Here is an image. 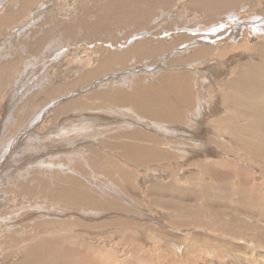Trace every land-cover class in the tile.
Here are the masks:
<instances>
[{"label":"rangeland","instance_id":"374dc122","mask_svg":"<svg viewBox=\"0 0 264 264\" xmlns=\"http://www.w3.org/2000/svg\"><path fill=\"white\" fill-rule=\"evenodd\" d=\"M147 1L142 14L112 0H0V264H264V160L236 137L247 123L222 86L237 62L264 56L252 28L264 31V0L213 12L199 0ZM242 35L249 50L219 57ZM136 44L160 54L127 55ZM204 47L213 52L195 58ZM165 76L192 87L196 113L183 118L200 127L151 118L152 96L138 95L135 114L74 107L97 92H169ZM140 131L137 144L160 145L167 162L122 157ZM210 173L228 175L219 184ZM66 185L80 204L56 196Z\"/></svg>","mask_w":264,"mask_h":264},{"label":"bare ground","instance_id":"6f19581e","mask_svg":"<svg viewBox=\"0 0 264 264\" xmlns=\"http://www.w3.org/2000/svg\"><path fill=\"white\" fill-rule=\"evenodd\" d=\"M242 1H247V0H232L231 4H236L235 2L240 3ZM198 2H197V4L201 8H203L206 11L213 12L216 9H221L222 6H226L225 4H227L229 2V0H199ZM129 3L142 5L143 6L142 11H141L142 14H145L146 12H148L146 10V8L148 9L149 2L147 0H112L111 5H109V8H111V6H113L114 4H117L119 6L121 4L128 5ZM226 8L227 7H225L224 9H226ZM9 18H11V17H9ZM252 28H253V31H255V32H258V33L264 32V31H260L258 26H254ZM240 30H242L241 27H238V29H236V27L233 28V30L231 29L232 37L237 38L238 37L237 34H240ZM242 36L244 37V39H242L240 41L238 40V42H236V43L232 41L231 44L226 47V49H224V50L222 49L221 50L222 53L219 55V57L224 56L223 54L227 55V54H231V52H235V51L237 52L238 50H240V48H243V50L244 49L249 50L250 48L247 47L249 40H247L246 36H244V35H242ZM257 38H258V36H257ZM236 45H238V46L236 47ZM143 47H144V45H142V44H139V45L136 44L133 48H130L126 54L127 55L130 54L133 56L134 55H138V56L140 55L143 57H145L148 53H151L152 56L160 54L161 47L159 48V46L157 48L150 47L148 50L146 49L145 54L143 51ZM258 47L261 48L262 50H264V45L263 46L259 45ZM209 49L210 48H207V47L206 48L205 47L200 48L199 52H198L199 54H197V56L195 58H198L201 56L203 57L205 55H209L211 50H212V49L211 50H209ZM226 50H228L227 53L225 52ZM212 52H213V50H212ZM119 61H120V56L114 55L113 56V62H119ZM103 63H105L104 65H109V63L106 61ZM232 69L235 71V72H232V74L234 73V75L232 76V79H229V81H226V80L222 81L223 93H225L227 95V98L230 101V103L232 105L236 106L235 108L233 107V109H232V111H233L232 114L234 113L232 115V117H234V118L236 117L238 120H242V121L247 123V125L241 126V128H240L241 131L236 128L238 126L237 124H236L237 126H235L233 129H234V132H235L236 137L238 138L239 142L242 145H244L245 147H247L246 151H247V154L249 155L250 160L259 162V161H257L258 159L264 160V56L261 57V61H254L251 59L240 60L239 62H237L233 66ZM103 70H105V69H103ZM94 76H95V73H93V72L91 74L88 73L87 75H85L84 77L81 78L82 79L81 81H83V82L88 81V79H90V78L92 79V77H94ZM83 82H81V83H83ZM163 83L164 84L168 83V85L167 84H165V85L167 86V89L169 88L170 93L166 92V91L162 92L159 90H154V92H152V93H149V92L147 93V92L142 91V90L141 91L136 90L135 92H131L128 94L122 93L121 91H117V93H114V94H112L111 92L108 93V91L107 92H97L95 95H93L89 99H85V98L83 99L82 98L83 100H80L77 103L75 102L76 105L74 107H76V109L82 107L83 108L82 110H85L87 108L97 109V108H100L98 103H101L102 109H104V110L109 109V111L113 112V114H115V113L123 114V110H121L120 107L122 109L123 108L125 109L127 107L136 105L135 107H133V114H135L136 110L140 107L139 103H137V104L133 103L139 99L138 95H141V98L145 99V101L148 100L150 98V96H152V99H150V100H152V103L154 105H153L152 109L148 106L150 108L149 110L151 111L150 114H152L151 118L155 119V117H158L160 122L164 120V124L167 123L170 125H176V124L185 123L191 127H194L195 125L200 127V124H198L197 122L186 121L185 118H183V115H184L183 112L184 111L186 113H187V111H189L191 113L190 117L196 111L195 107L192 106L193 101L191 100L194 98V94L192 93L193 89H192V87L190 88V86L185 84L184 77L180 79V77H177V76H165V77H163ZM150 94H152V95H150ZM170 96H171V98H169ZM175 100L178 103L174 102ZM175 104H178V106L175 107ZM146 106H147V104H146ZM150 106H152V105H150ZM141 107H142L141 108V110H142L144 107L143 106H141ZM118 108L120 110H118ZM193 108L195 109L194 112H193ZM196 108H197V106H196ZM145 111H146V109L144 110V112ZM238 111H240V112H238ZM130 112H132V111L128 110L125 113L128 114ZM200 114H202V113H200ZM144 115H146V114H144ZM227 120H231V119L230 118H226L225 120L222 119V121H224V122H227ZM216 121H218V120H216ZM220 124H221V122H220ZM79 127H78V129H80ZM81 127L84 128V130H83L84 132H89L88 135L89 134L97 135L98 133L102 132V130H100V129H97L100 131L96 130L95 132H93L94 130H90L92 127L89 126V124L81 125ZM111 127H114V126H111ZM70 132H72V131H70ZM188 133L189 132H186V134H188ZM141 136H142L141 131L136 132V134H134V132H133L132 135L129 136V138H130L129 141L126 142V140H125V142H122V145L119 146L120 148H124V152H122L123 154L121 153L122 157L126 161L128 160L132 163L133 162L134 163H141L142 162L143 165L145 164V166L150 164L151 162H154L155 160L159 161L160 159H161L160 160L161 162H167L166 160H164L165 156H163V155L161 156V151H160L161 146L160 145H157L155 147H148V149L141 148L140 145L137 144V143H140L142 141V139H140ZM65 140H66V138H65ZM71 142H72V140H71ZM110 144L111 143H109V145ZM70 145H71V143H70ZM60 146H62V145H60ZM107 147H108V145H107ZM183 149H184V152L189 154L190 156H193V157L197 156L199 158H200V156H203L201 154L199 155L198 152H196V150H195V152L197 154L194 151L189 150V148L184 147ZM209 157L211 158V156H209ZM212 158H214V156ZM246 158H248L247 155H246ZM202 161H204V159H201L198 163H201ZM262 167L264 168V165H262ZM209 170H211V169H209ZM121 172L124 173L123 171H121ZM117 173H119V172H117ZM117 173H115V174H117ZM113 174H114V172H113ZM210 174L214 178L213 179V181H215L214 183L219 182V184H221V182H222L220 180H224L225 178H223V177H227V175H228V174H225V175H218L217 176L214 173L213 174L210 173ZM129 178L133 179V177L132 178L129 177ZM68 181H70V180H68ZM61 188L59 187V190H61L60 192H66L67 191L66 192L67 194H65V196H64V194L61 195L59 192V194H56V196L59 195V196H57L58 198H61V197L65 198L66 195H69V197L74 199L76 202H79V204L83 201L82 199L84 196H83V194H81L80 191L75 190L76 192L73 191L74 193H71L70 192L71 189H67V185L65 186V188H62V189ZM159 189L162 190L160 187H159ZM159 189L156 187L155 188L153 187V189H151V190L153 191V193H157L156 190L158 191ZM164 190L165 191L162 190L163 194H169L172 192L171 190L167 191L166 188H164ZM75 201H73L71 203H74ZM44 241H45V239H44ZM37 253H39V252H37ZM44 253H46V252H44Z\"/></svg>","mask_w":264,"mask_h":264}]
</instances>
